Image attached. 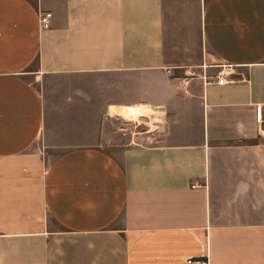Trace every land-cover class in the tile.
I'll list each match as a JSON object with an SVG mask.
<instances>
[{
	"label": "crops",
	"instance_id": "1",
	"mask_svg": "<svg viewBox=\"0 0 264 264\" xmlns=\"http://www.w3.org/2000/svg\"><path fill=\"white\" fill-rule=\"evenodd\" d=\"M190 260L264 264V0H0V264Z\"/></svg>",
	"mask_w": 264,
	"mask_h": 264
},
{
	"label": "built area",
	"instance_id": "2",
	"mask_svg": "<svg viewBox=\"0 0 264 264\" xmlns=\"http://www.w3.org/2000/svg\"><path fill=\"white\" fill-rule=\"evenodd\" d=\"M53 14L51 12H41L39 13V22L42 30H48L52 27ZM204 73L202 76L196 74V69L188 68L185 71V75L181 78L182 81L187 85L192 80L196 78H202L205 85H219L224 86L232 83V78L235 75L236 67L233 65L224 64L221 70L217 73L216 76L210 77L207 75V67H202ZM193 188H196L197 185H192ZM188 264H208L206 261H197L190 260Z\"/></svg>",
	"mask_w": 264,
	"mask_h": 264
},
{
	"label": "rangeland",
	"instance_id": "3",
	"mask_svg": "<svg viewBox=\"0 0 264 264\" xmlns=\"http://www.w3.org/2000/svg\"><path fill=\"white\" fill-rule=\"evenodd\" d=\"M224 64L222 63H207L203 67H207V75L210 77L216 76L217 73L221 70ZM204 71V70H203ZM196 74L199 75V71L196 70ZM203 75V73H202Z\"/></svg>",
	"mask_w": 264,
	"mask_h": 264
},
{
	"label": "bare ground",
	"instance_id": "4",
	"mask_svg": "<svg viewBox=\"0 0 264 264\" xmlns=\"http://www.w3.org/2000/svg\"><path fill=\"white\" fill-rule=\"evenodd\" d=\"M139 114H141V111H139V110H130L128 113V117H136Z\"/></svg>",
	"mask_w": 264,
	"mask_h": 264
}]
</instances>
